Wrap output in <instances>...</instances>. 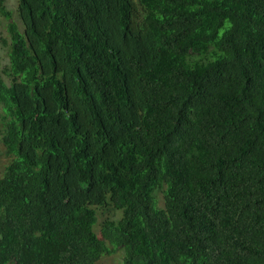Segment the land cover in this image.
<instances>
[{
    "label": "trees",
    "instance_id": "obj_1",
    "mask_svg": "<svg viewBox=\"0 0 264 264\" xmlns=\"http://www.w3.org/2000/svg\"><path fill=\"white\" fill-rule=\"evenodd\" d=\"M18 13L0 76V264H264V0ZM98 211L120 213L99 234Z\"/></svg>",
    "mask_w": 264,
    "mask_h": 264
},
{
    "label": "rangeland",
    "instance_id": "obj_2",
    "mask_svg": "<svg viewBox=\"0 0 264 264\" xmlns=\"http://www.w3.org/2000/svg\"><path fill=\"white\" fill-rule=\"evenodd\" d=\"M3 8L10 14L11 19H6L1 13L0 5V76L8 82L9 78L6 75L5 69L9 66L8 52L11 45V38L8 32L9 23L13 22L18 26V29L23 32V25L18 13V0H3ZM11 160L10 156L5 153L4 146L0 141V178L3 175L5 167ZM155 204L157 208L164 206V196L162 190H157L154 194ZM97 224L95 231L99 234L100 224L113 216L119 218L120 213L115 211H98ZM123 253L118 251L112 255L102 257L97 264H123Z\"/></svg>",
    "mask_w": 264,
    "mask_h": 264
}]
</instances>
